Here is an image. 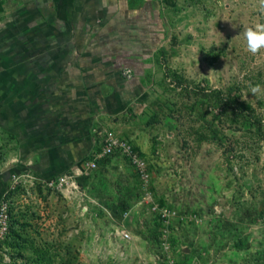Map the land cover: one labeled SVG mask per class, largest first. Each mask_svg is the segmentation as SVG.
<instances>
[{
    "label": "rangeland",
    "instance_id": "obj_1",
    "mask_svg": "<svg viewBox=\"0 0 264 264\" xmlns=\"http://www.w3.org/2000/svg\"><path fill=\"white\" fill-rule=\"evenodd\" d=\"M3 3L0 264H264V0Z\"/></svg>",
    "mask_w": 264,
    "mask_h": 264
},
{
    "label": "crops",
    "instance_id": "obj_2",
    "mask_svg": "<svg viewBox=\"0 0 264 264\" xmlns=\"http://www.w3.org/2000/svg\"><path fill=\"white\" fill-rule=\"evenodd\" d=\"M42 5H52L55 10V14L52 20L57 19L61 21L65 26L68 25L70 20H72L73 10L77 11V14H84L86 6L88 3H92L93 0H40ZM88 2V3H87ZM0 5L3 6V0L0 1ZM51 20V21H52ZM50 23V22H49ZM0 173V179H1ZM0 180V185H1Z\"/></svg>",
    "mask_w": 264,
    "mask_h": 264
},
{
    "label": "clouds",
    "instance_id": "obj_3",
    "mask_svg": "<svg viewBox=\"0 0 264 264\" xmlns=\"http://www.w3.org/2000/svg\"><path fill=\"white\" fill-rule=\"evenodd\" d=\"M244 36L247 51L252 55H257L261 49H264V24H256L253 27H248L244 32ZM252 91L256 93L258 88H253Z\"/></svg>",
    "mask_w": 264,
    "mask_h": 264
},
{
    "label": "built area",
    "instance_id": "obj_4",
    "mask_svg": "<svg viewBox=\"0 0 264 264\" xmlns=\"http://www.w3.org/2000/svg\"><path fill=\"white\" fill-rule=\"evenodd\" d=\"M112 149H113V145L111 143L104 148V152L110 153V152H112ZM82 167H85L88 171H91L97 167V163L95 161L84 159L80 163V168H82ZM49 184H53V181ZM8 227H9V224H8V215H7L6 204H3L1 206V211H0V236L3 235L4 233H6Z\"/></svg>",
    "mask_w": 264,
    "mask_h": 264
},
{
    "label": "trees",
    "instance_id": "obj_5",
    "mask_svg": "<svg viewBox=\"0 0 264 264\" xmlns=\"http://www.w3.org/2000/svg\"><path fill=\"white\" fill-rule=\"evenodd\" d=\"M2 11V6L0 5V12Z\"/></svg>",
    "mask_w": 264,
    "mask_h": 264
}]
</instances>
